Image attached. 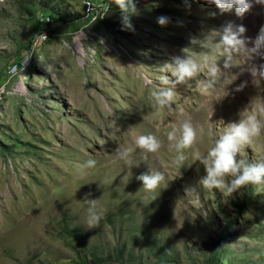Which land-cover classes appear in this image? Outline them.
<instances>
[{
    "label": "rangeland",
    "instance_id": "374dc122",
    "mask_svg": "<svg viewBox=\"0 0 264 264\" xmlns=\"http://www.w3.org/2000/svg\"><path fill=\"white\" fill-rule=\"evenodd\" d=\"M50 1L65 24L47 0H0V264H264V185L206 189L196 158L264 105V81L247 73L246 55L224 70L213 32L243 25L255 39L264 5L253 0L237 17L202 0H133L127 30L101 17L106 0ZM40 33L47 38L34 45ZM175 56L207 59L225 76L204 92L202 71L160 107L150 93ZM188 117L197 139L178 152L166 134ZM148 134L160 149L137 153L136 138ZM117 149L129 150L127 160ZM237 158H264V128ZM89 159L96 165L83 168ZM148 171L164 175L154 191L136 180ZM90 208L101 215L93 229Z\"/></svg>",
    "mask_w": 264,
    "mask_h": 264
},
{
    "label": "clouds",
    "instance_id": "9594fccd",
    "mask_svg": "<svg viewBox=\"0 0 264 264\" xmlns=\"http://www.w3.org/2000/svg\"><path fill=\"white\" fill-rule=\"evenodd\" d=\"M121 9L123 29L134 30L130 21V13L135 12L133 0H114ZM209 6H215L221 14L233 12L237 17H243L253 6V0H202ZM257 4L264 5V0H255ZM211 15H215L212 13ZM168 18L161 16L157 18V23L161 26L168 23ZM216 34V48L222 50L224 57V69L235 66L233 58L236 55L245 54L250 64L247 73L252 78L264 81V62L255 63L259 58L264 61V26L261 27L255 39L245 37L246 29L243 25H225L222 30L213 31ZM249 44L251 46H249ZM164 74L160 76L161 85L150 93V98L160 107L171 108L174 88L178 84H186L194 79L198 73L205 71L206 78L200 81L199 87L206 92L214 88L223 72L217 63L200 64L191 57L175 56L170 63H166ZM167 74H170L167 75ZM151 83V81H149ZM243 82L237 86L236 91H240L246 86ZM171 85V86H169ZM258 115H264V105L256 106L255 110L249 112L243 119L229 122L225 131L215 140L214 145L205 155L197 154V160L203 166L205 175L201 177L200 183L206 189H221L227 194H231L240 187L253 184L264 185V158L258 162H247L238 159V154L243 146L252 142L253 137L259 136L264 124L258 119ZM170 147H174L178 152L190 148L197 139V129L193 126L191 118H185L166 134ZM162 142L152 134L140 135L135 140V146L145 153H155L161 147ZM129 150L117 149L118 159L127 160ZM179 161L184 160V156L177 157ZM96 165L94 159L87 160L82 167L92 168ZM138 166V165H137ZM227 177L232 179L226 182ZM136 180L141 182L145 191H154L164 180V175L159 171L144 172L136 176ZM86 194L85 198L87 199ZM101 215L94 208L89 209L85 227L93 229L100 223Z\"/></svg>",
    "mask_w": 264,
    "mask_h": 264
},
{
    "label": "trees",
    "instance_id": "16d2710c",
    "mask_svg": "<svg viewBox=\"0 0 264 264\" xmlns=\"http://www.w3.org/2000/svg\"><path fill=\"white\" fill-rule=\"evenodd\" d=\"M46 4H47V7L49 8L48 11L46 12L53 13L56 17H58L61 23L65 24L66 23L65 13L61 14L57 11H54L56 7H54V5L51 3L50 0H47ZM106 7H107V11L103 15V17L105 16L106 19L110 17V22L113 27L119 26V22L122 20L121 9L117 7L114 0H106ZM14 65L17 66L18 64L15 63Z\"/></svg>",
    "mask_w": 264,
    "mask_h": 264
},
{
    "label": "built area",
    "instance_id": "2783aa9c",
    "mask_svg": "<svg viewBox=\"0 0 264 264\" xmlns=\"http://www.w3.org/2000/svg\"><path fill=\"white\" fill-rule=\"evenodd\" d=\"M106 12V10H105ZM105 12L102 13L101 17H103V15L105 14ZM51 22L48 18H46V22ZM47 38L46 34L45 33H40L36 36L33 44L36 45V44H40L42 41H44L45 39ZM16 68V65H13L12 67H8L7 68V73H11V71L15 70Z\"/></svg>",
    "mask_w": 264,
    "mask_h": 264
},
{
    "label": "bare ground",
    "instance_id": "6f19581e",
    "mask_svg": "<svg viewBox=\"0 0 264 264\" xmlns=\"http://www.w3.org/2000/svg\"><path fill=\"white\" fill-rule=\"evenodd\" d=\"M234 60V59H233ZM220 67V66H219ZM225 70V69H224ZM222 71H223V69H222ZM224 72V71H223ZM228 74V73H227ZM224 75V74H223ZM225 76V75H224ZM221 79H223V78H221ZM220 81V80H219ZM136 152L137 153H140L141 151H139V149L137 148L136 149ZM103 163L104 164H106L107 166H109L110 168H113L114 167V165L116 164V162H115V160H110V158L109 157H104V160H103ZM135 165H136V163H135ZM138 166H140V164H137Z\"/></svg>",
    "mask_w": 264,
    "mask_h": 264
}]
</instances>
